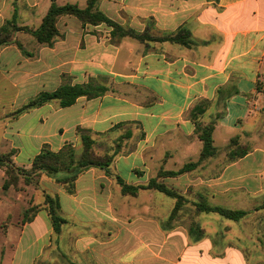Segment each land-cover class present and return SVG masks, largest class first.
Here are the masks:
<instances>
[{
    "label": "crops",
    "instance_id": "1",
    "mask_svg": "<svg viewBox=\"0 0 264 264\" xmlns=\"http://www.w3.org/2000/svg\"><path fill=\"white\" fill-rule=\"evenodd\" d=\"M55 3L85 8L87 0ZM49 6V0H0V27L14 15L18 27L35 31ZM96 9L136 34L156 38L185 30L194 45L113 39L106 25H83L72 16L57 19L51 47L16 32L22 50L0 48V155L13 151V165L29 170L43 148L79 149L78 129L93 138L129 132L111 168L128 186L146 185L160 170L198 161L202 143L188 112L204 100L199 121L213 123L217 151L216 136L222 149L236 138L249 152L213 177L191 171L159 182L178 194L195 188L207 205L246 216L234 222L199 213L193 223L203 236L194 240L190 225L165 226L170 212L160 215L166 201L158 192L139 191L131 198L149 194L142 210L119 212L114 193L130 196L101 170L81 173L73 195L55 182L65 172L3 192L0 170V264H249L246 248L264 243L251 237L264 217V0H100ZM62 76L71 86L93 81L108 91L66 108L52 101L14 115L38 94L57 90ZM48 189L65 220L58 233L44 206ZM32 206L36 214L22 223Z\"/></svg>",
    "mask_w": 264,
    "mask_h": 264
},
{
    "label": "trees",
    "instance_id": "2",
    "mask_svg": "<svg viewBox=\"0 0 264 264\" xmlns=\"http://www.w3.org/2000/svg\"><path fill=\"white\" fill-rule=\"evenodd\" d=\"M49 1L50 6L45 16L42 18L39 28L35 31L26 27H18L14 15L10 20L5 21L0 27V48L14 44L19 50H22L21 45L13 40V36L16 32L27 33L31 35L38 44L51 47L55 38L58 36L56 22L61 16H72L80 21L83 25L89 24L96 26L104 24L111 29L110 35L113 39L128 37L141 43L146 41H159L174 43L183 47H190L194 45V42L190 39L189 33L185 30H180L175 35L153 38L148 36L147 32L136 34L130 30L124 29L110 21L96 9V5L100 0H87L86 7L83 9L73 4L58 6L55 3L56 0ZM61 79L62 84L57 90L51 93L43 92L38 94L34 98L30 99L19 110H17L14 115L25 113L33 108L40 107L52 101H57L60 108H66L73 105L78 98L83 97L90 100L101 97L108 91L105 86L95 84L93 81L88 82L87 84L71 86L67 83L66 76H62ZM207 105L208 103L206 101L199 100L197 104H195V106L188 112V118L195 126V135L202 143L198 161L194 163H187L177 171L165 172L160 170L157 176L151 178L146 185L128 186L119 177L113 174L111 168L115 157L121 152L124 141L130 138L129 132L117 138L112 143V148L110 150L104 151L103 154L100 155L94 150L96 141L92 137V134L88 131L78 129L77 135L81 145V151L78 156H76L74 148H72L70 145H65L56 153L49 151L47 148H43L41 152L33 158L31 168L29 170H24L21 168H16L13 165L11 161L13 151H10L5 155H0V170H3L5 175V180L2 184L1 190L5 192L10 187L17 188V184L21 179L23 180L24 185L34 184L37 186L38 179L41 174L55 176L60 172H65V177L60 179L57 178L55 179V182L57 184L63 185L67 194L73 195L74 182L78 176L89 169H98L101 170L105 176L115 180L117 185L120 187V192L123 196L135 197L141 190H152L168 198L174 199L175 204L165 223L166 227H170L181 207L183 197L173 189L168 188L163 183L159 182V180L163 178L180 177L186 173L194 171L201 161L215 156L217 149L214 147L212 139L214 125L213 123L203 125L199 121L202 115L205 113ZM237 143L238 141L236 138L232 139L229 141L226 147L232 148V146H236ZM248 152L249 148L244 149V151H242V153L236 157V160L242 158ZM234 154L235 152L233 155ZM43 199L52 228L55 233H58L62 225L65 223V220L59 215L58 200L56 197L46 193H43ZM194 208L196 213L215 214L223 219L234 222L239 221L246 216V213L243 211H232L209 206L205 203V199L201 196L199 197V201L194 204ZM37 209L38 207L32 206L24 211L22 223L31 220L36 214ZM188 231L194 240H199L203 236V231L198 225L194 223L190 224Z\"/></svg>",
    "mask_w": 264,
    "mask_h": 264
},
{
    "label": "rangeland",
    "instance_id": "3",
    "mask_svg": "<svg viewBox=\"0 0 264 264\" xmlns=\"http://www.w3.org/2000/svg\"><path fill=\"white\" fill-rule=\"evenodd\" d=\"M80 6L81 8H83L85 4L84 3L80 4ZM120 133L122 134L124 132H120ZM119 137L120 136H116V134L112 136H108V137H103V138L94 137L96 141V146L94 149L95 152L102 155L104 151L110 150L112 148V143ZM215 145L219 150L216 152L214 157L205 159L204 161H201L198 164V167L193 171V173L195 174H192L194 177L197 176L200 178H206V177L208 178V177L215 176L222 167H224L225 165L229 163H232L234 160H236V157L240 155L242 151H244V149L248 148L246 145H243V144L241 145L237 143V145L236 146L233 145L232 148L225 147V149H222L221 142L217 136L215 137ZM74 151H75L76 156H78L81 151V145L79 149L74 148ZM234 152L235 154L233 155ZM185 162H188V161H185ZM169 166H171L170 167L171 169H174L172 165H169ZM178 169L179 168L175 169L174 171ZM157 174L158 173H154L153 178L156 177ZM122 176L123 178H126V175L124 172ZM0 184H1V181H0ZM22 185H23V180L22 182H19L17 184V188H15L16 191L22 189ZM32 186L34 185L32 184ZM46 191H47V194L51 195L50 189ZM148 195L149 194L147 193V194H141L139 198L125 197L122 199L120 198L119 194L117 195L114 193L115 202L118 205V211L126 212L127 214H133L134 212L141 211L143 208V203L147 202L148 200V197H149ZM180 195L183 197V202L181 204L179 211L176 214L174 221L172 222V225H183L187 227L194 221H199L200 216H199V213H196L194 204L199 201V197L200 196L202 197L203 193L199 192L195 188H187V190H185L183 193H180ZM159 197L163 198L166 201L165 202L166 204L164 205V207H162V210H160V215L164 214L165 212L169 214V212H171L173 208L172 206H174L175 204V200L167 198L161 194L159 195ZM41 200H42L41 196L40 195L37 196V201H41ZM132 204H134L135 206H133ZM261 208H264V202H262ZM16 212L14 211L13 214H16ZM260 222L262 223L261 230H257V233L252 234L251 237L252 239L259 240V242H264V217H261ZM249 224L251 223L249 222ZM262 244L264 243H261V248L259 246L258 248H246L247 252L246 254H244V256L247 258V260H250L249 264H264V245Z\"/></svg>",
    "mask_w": 264,
    "mask_h": 264
},
{
    "label": "built area",
    "instance_id": "4",
    "mask_svg": "<svg viewBox=\"0 0 264 264\" xmlns=\"http://www.w3.org/2000/svg\"><path fill=\"white\" fill-rule=\"evenodd\" d=\"M261 92L264 93V83L261 85Z\"/></svg>",
    "mask_w": 264,
    "mask_h": 264
}]
</instances>
